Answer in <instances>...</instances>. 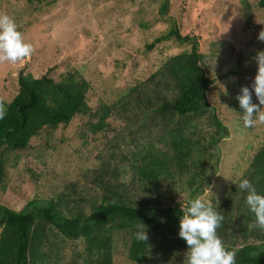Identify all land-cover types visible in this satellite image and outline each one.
Wrapping results in <instances>:
<instances>
[{"label":"rangeland","instance_id":"374dc122","mask_svg":"<svg viewBox=\"0 0 264 264\" xmlns=\"http://www.w3.org/2000/svg\"><path fill=\"white\" fill-rule=\"evenodd\" d=\"M242 1L245 0H168V10L161 16L162 0H55L33 13L20 0H0V13L12 17L25 41L34 47L25 61L0 64V98L5 102L12 100L21 70L35 78L48 74L59 79L75 67L93 86L87 95L92 108L98 107L101 97L116 101L120 92L138 81L149 80L166 61L190 49L187 44L171 41L156 44L150 52L145 50L146 45L169 30L172 19L178 20L182 35L198 38L204 66L215 81L208 90L209 102L217 108L214 114L222 119L227 131L219 144L218 170L207 180L201 195L222 215L230 212L235 219L244 212L242 203H246L247 196L238 184L247 175L250 161L264 141L263 127H245L241 116L227 110L242 86L251 90L257 73L254 57L258 51H264V42L258 40L259 32L264 30V12L244 17L240 15ZM13 8L18 12H12ZM209 46L211 52L235 49L212 54L208 52ZM142 90L150 92L146 85ZM136 101L137 98L130 100L132 108H138ZM252 102L259 104L254 92ZM211 114L209 111L197 119V131L208 134L212 128ZM124 116L120 121L125 126L135 119L132 111ZM120 121L114 124L119 125ZM86 123L87 117L78 116L66 128L54 132L49 141L41 133L33 139L30 150L11 152L6 178L0 184V204L21 211L29 202L55 200L65 185L69 196L75 197L70 207L89 212V204H100L104 195L101 188L95 187L96 179H103V172H107L106 183L113 182L111 172L115 167L131 177L132 165H140L134 156L139 150L135 142L129 138L122 142V135L113 134L111 128L103 136L91 139L83 133ZM159 131L160 127L150 134L152 140L157 139ZM117 140L118 145L113 147ZM47 141L48 146L40 147ZM201 166L192 168L191 173ZM125 180L130 184L129 190L133 189L132 198L143 201V188L130 183L129 178ZM180 185L184 186V181L176 184L178 189L163 183L160 190L167 196L177 195L176 201L184 204L189 191L178 195ZM62 238L51 239L56 263L88 264L90 256L85 252V244ZM252 242L259 244L255 238L249 240ZM179 251L172 254L171 261L182 264L187 249L179 247ZM113 264H134L128 258V238L123 232L114 235Z\"/></svg>","mask_w":264,"mask_h":264},{"label":"trees","instance_id":"16d2710c","mask_svg":"<svg viewBox=\"0 0 264 264\" xmlns=\"http://www.w3.org/2000/svg\"><path fill=\"white\" fill-rule=\"evenodd\" d=\"M54 1L20 0L29 13L41 11ZM167 1L162 0L161 16L168 10ZM11 11L18 12L14 8ZM256 11L264 12V0L242 1L240 15L246 17ZM177 22L172 19L169 30L146 45L145 50L150 52L156 44L171 41L187 44L190 49L166 61L149 80L138 81L120 92L116 101L108 102L101 97L95 109L87 98L93 86L75 67L59 79L48 74L35 78L23 70L19 72L17 93L10 102L4 101L7 113L0 120V184L6 178L11 152L30 150L33 139L41 133L49 141L54 132L66 128L78 116L87 117L83 130L86 137H101L111 128L113 134L122 135V142L132 139L139 149L134 156L140 165H132L131 177L115 167L111 172L113 182L109 183L104 181L107 172H103V179H96L95 187L101 188L104 195L100 204H89V212L70 207L75 197L69 196L71 193L65 185L55 200L29 202L21 211L0 204V264H57L51 240L56 236L82 241L90 256L88 264H113L114 235L119 232L127 235L130 262L181 264L171 259L172 254L180 252L179 247L188 251L186 241L178 236L182 209L188 206L189 199L203 193V186L217 172L219 144L227 131L222 119L214 114L217 108L209 102L208 90L215 81L204 66L198 38L182 35ZM210 48L208 52L212 54L235 49L211 52ZM145 85L150 92L142 90ZM237 95H233L227 110L243 117L239 103L234 104L238 101ZM133 98H137L138 108L130 106ZM130 111L134 112L135 119L131 123L127 121L125 126L120 120ZM209 111L212 128L208 134L197 131V119ZM117 121L121 124L115 125ZM159 127L157 139L152 140L150 134ZM260 127L264 129V125ZM48 141L40 147L48 146ZM118 143L117 140L113 147ZM197 165H202L201 169L192 174L191 169ZM246 174L244 178L251 181L258 194L264 195V141L253 155ZM127 178L143 188L146 193L143 201L132 198L133 189L129 190ZM181 181L184 186H179L178 195L189 191L184 204L176 201L177 195L167 196L160 190L163 183L177 188L176 184ZM153 194L156 197L151 199ZM242 204L244 212L235 219L230 212H222L224 220L217 234L229 250L235 251L236 264H264V230L250 228L255 216L246 203ZM141 222L147 226L146 243L137 241L133 235L135 226ZM251 238L260 245L249 243Z\"/></svg>","mask_w":264,"mask_h":264},{"label":"clouds","instance_id":"9594fccd","mask_svg":"<svg viewBox=\"0 0 264 264\" xmlns=\"http://www.w3.org/2000/svg\"><path fill=\"white\" fill-rule=\"evenodd\" d=\"M258 40L264 42V30L258 34ZM34 52L31 43L26 42L23 33L18 30L15 20L7 14L0 13V64H16L29 58ZM257 73L251 90L242 86L235 97L243 112L245 127L264 125V51H258L254 57ZM255 93L259 104L252 102ZM7 109L0 98V120L5 118ZM242 191L247 192L246 204L255 216L253 227L264 230V195L258 194L256 188L247 178H242L238 184ZM179 220V238L186 241L188 251L185 254L186 264H236V253L229 250L218 236L217 229L222 226L224 216L213 207L211 201L197 195L188 200V206L182 209ZM134 238L146 243L149 239L147 226L142 222L135 226Z\"/></svg>","mask_w":264,"mask_h":264}]
</instances>
